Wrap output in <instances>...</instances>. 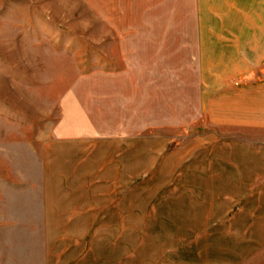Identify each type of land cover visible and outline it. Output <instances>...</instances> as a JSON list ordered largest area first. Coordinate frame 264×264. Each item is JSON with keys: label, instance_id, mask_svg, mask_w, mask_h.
<instances>
[{"label": "rangeland", "instance_id": "obj_1", "mask_svg": "<svg viewBox=\"0 0 264 264\" xmlns=\"http://www.w3.org/2000/svg\"><path fill=\"white\" fill-rule=\"evenodd\" d=\"M202 5L0 0V264H40L63 235L68 264H188V193L217 186L188 151L213 127L188 72L195 37L218 27ZM142 73L146 99H105ZM105 129L127 136L92 135Z\"/></svg>", "mask_w": 264, "mask_h": 264}, {"label": "crops", "instance_id": "obj_2", "mask_svg": "<svg viewBox=\"0 0 264 264\" xmlns=\"http://www.w3.org/2000/svg\"><path fill=\"white\" fill-rule=\"evenodd\" d=\"M201 10L202 22L216 20L218 27L195 37V63L188 64V72L196 79V107L213 127L196 134L188 151L200 152L195 165H200L208 183L217 186L215 193L201 192L200 197L188 193V231L194 233L188 235V264H250L264 260V0H205ZM139 68L138 72L145 71ZM113 81H118L114 74ZM144 82L142 73L135 94H126L123 83L119 89L113 87L110 97L106 89L104 97L146 99ZM73 103L76 108L79 102ZM93 113L91 107L90 120H104ZM104 131L94 130L92 135L116 137L121 144L127 136L122 129ZM196 216L201 217L199 222ZM213 237L216 240L210 243ZM62 238L57 243L63 247L56 250L44 240L40 264L70 262L64 250L66 237ZM77 257L79 252L73 255L74 264H80Z\"/></svg>", "mask_w": 264, "mask_h": 264}]
</instances>
